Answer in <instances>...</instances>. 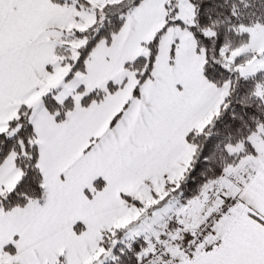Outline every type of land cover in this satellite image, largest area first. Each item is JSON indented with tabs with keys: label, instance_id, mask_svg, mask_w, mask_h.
Returning a JSON list of instances; mask_svg holds the SVG:
<instances>
[{
	"label": "snow or ice",
	"instance_id": "obj_1",
	"mask_svg": "<svg viewBox=\"0 0 264 264\" xmlns=\"http://www.w3.org/2000/svg\"><path fill=\"white\" fill-rule=\"evenodd\" d=\"M0 264H264V0H0Z\"/></svg>",
	"mask_w": 264,
	"mask_h": 264
}]
</instances>
